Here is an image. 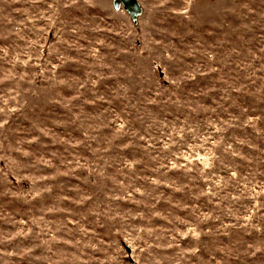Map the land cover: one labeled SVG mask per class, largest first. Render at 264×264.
<instances>
[{
	"label": "rangeland",
	"instance_id": "374dc122",
	"mask_svg": "<svg viewBox=\"0 0 264 264\" xmlns=\"http://www.w3.org/2000/svg\"><path fill=\"white\" fill-rule=\"evenodd\" d=\"M0 0V264H264V0Z\"/></svg>",
	"mask_w": 264,
	"mask_h": 264
},
{
	"label": "water",
	"instance_id": "95a60500",
	"mask_svg": "<svg viewBox=\"0 0 264 264\" xmlns=\"http://www.w3.org/2000/svg\"><path fill=\"white\" fill-rule=\"evenodd\" d=\"M123 6L125 11H127L134 21L137 24L138 18L143 14V10L137 0H115L114 7L115 9H120Z\"/></svg>",
	"mask_w": 264,
	"mask_h": 264
}]
</instances>
